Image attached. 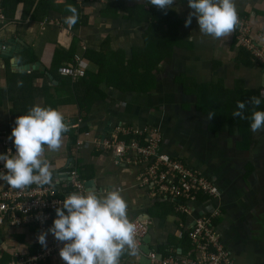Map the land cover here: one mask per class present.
Masks as SVG:
<instances>
[{
    "label": "crops",
    "instance_id": "crops-1",
    "mask_svg": "<svg viewBox=\"0 0 264 264\" xmlns=\"http://www.w3.org/2000/svg\"><path fill=\"white\" fill-rule=\"evenodd\" d=\"M51 1L52 8L33 18L34 8L19 4L13 17L0 19V137H10L16 117L34 105L62 114L69 131L62 133L60 149L44 145L55 185L58 173L77 169L86 189L120 190L130 222L148 224L141 251L125 253L119 264H151L150 252L190 258L189 232L197 218L215 210L221 212L216 230L233 264H264V130L253 133L249 119L233 116L238 101L246 102L245 117L264 110V66L238 46L236 28L217 40L199 33L195 17L185 27L192 11L187 0H174L166 14L144 0ZM69 4L79 14L72 27L64 22ZM235 6L264 45V0H235ZM10 39L13 44L1 45ZM76 55L84 60L82 84L59 74ZM253 96L262 101L258 108L247 103ZM210 112L215 117L206 120ZM119 125L157 129L160 153L212 181L219 197L201 196L191 213H180L179 202L155 196L140 183L148 165L135 152L119 160L88 143ZM38 234L28 227L1 228L0 264L42 247ZM53 244L59 248L45 264H65L59 256L63 242L47 233L46 245Z\"/></svg>",
    "mask_w": 264,
    "mask_h": 264
},
{
    "label": "clouds",
    "instance_id": "clouds-1",
    "mask_svg": "<svg viewBox=\"0 0 264 264\" xmlns=\"http://www.w3.org/2000/svg\"><path fill=\"white\" fill-rule=\"evenodd\" d=\"M145 4L156 6L165 14L172 8L174 0H144ZM192 11L184 21L187 27L195 17L199 33L213 39H227L238 24L235 0H187ZM66 10L71 13L64 22L75 26L79 14L71 4ZM22 86V82H18ZM251 105L259 107L261 99L253 96ZM246 102L238 101L234 117L250 120L253 133L264 130V110H254L245 117ZM209 113L206 120H212ZM69 131L62 114L51 108L34 105L27 114L15 119L9 139L15 148V154H0L6 171H0V181L14 189H24L32 184L55 187L50 164L44 159V145L50 151L61 147L62 133ZM55 208L56 218L47 229L56 241L63 242L59 256L65 264H119L120 257L138 255L134 238L135 225L130 222L127 203L120 190L97 192L87 188L83 192H72ZM45 232H40L37 242L46 247Z\"/></svg>",
    "mask_w": 264,
    "mask_h": 264
},
{
    "label": "built area",
    "instance_id": "built-area-1",
    "mask_svg": "<svg viewBox=\"0 0 264 264\" xmlns=\"http://www.w3.org/2000/svg\"><path fill=\"white\" fill-rule=\"evenodd\" d=\"M75 1L78 4L86 2L104 4L108 0ZM0 19L5 20L2 13ZM235 28L238 46L256 63L264 66V45H259L253 38L249 19L238 15V24ZM83 61L76 55L73 65L59 68L60 76L74 82L86 77V72L81 67ZM127 137L131 140L128 141ZM90 142L101 151L112 152L119 160L128 151L135 152L148 165L140 176V183L150 186L155 196L168 197L179 202L177 211L180 213H191L190 205L196 203L201 196L214 199L221 194L212 181L191 170L183 161L160 153L163 138L157 129L145 128L141 131L132 126L119 125L112 133L96 137L88 141ZM0 148L2 154L8 153L9 156L15 154V148L9 137H0ZM0 171H6L3 162L0 164ZM58 175H60L59 185H55L54 188L32 184L21 190L11 188L6 183L0 185V229L28 227L36 229L39 233H46L55 208L61 206L68 194L83 192L86 189L85 181L77 169L69 168ZM220 215L221 212L215 210L211 215H202L196 219L189 232L193 246V254L190 258L162 257L156 252H150L148 258L151 264H233L216 230L215 219ZM132 223L136 229L134 238L138 251H141L148 236V224L145 221ZM58 248L59 244H53L40 247L33 253L16 254L7 264H45Z\"/></svg>",
    "mask_w": 264,
    "mask_h": 264
},
{
    "label": "trees",
    "instance_id": "trees-1",
    "mask_svg": "<svg viewBox=\"0 0 264 264\" xmlns=\"http://www.w3.org/2000/svg\"><path fill=\"white\" fill-rule=\"evenodd\" d=\"M19 4H22L26 9L34 8L32 12V18L39 13L41 8H52L53 4L51 0H40L36 2L35 0H0V13L6 15L7 17H13L14 11ZM82 80V82H81ZM83 78L78 79V82L83 83Z\"/></svg>",
    "mask_w": 264,
    "mask_h": 264
},
{
    "label": "water",
    "instance_id": "water-1",
    "mask_svg": "<svg viewBox=\"0 0 264 264\" xmlns=\"http://www.w3.org/2000/svg\"><path fill=\"white\" fill-rule=\"evenodd\" d=\"M9 44H13V40H7V43H5V44H3V43H1V45L2 46H4V47H7ZM10 50H11V47H10ZM9 52V51H8ZM3 53L5 54V53H7V49L5 48L4 49V51H3ZM38 65V63L37 64H35V66H37ZM29 70V67H24V71H28ZM90 183V182H89ZM91 184V183H90Z\"/></svg>",
    "mask_w": 264,
    "mask_h": 264
}]
</instances>
